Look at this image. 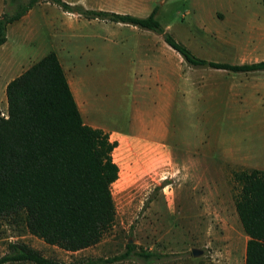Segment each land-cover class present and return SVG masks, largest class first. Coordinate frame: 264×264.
Segmentation results:
<instances>
[{
    "label": "rangeland",
    "instance_id": "374dc122",
    "mask_svg": "<svg viewBox=\"0 0 264 264\" xmlns=\"http://www.w3.org/2000/svg\"><path fill=\"white\" fill-rule=\"evenodd\" d=\"M26 1L2 0L3 10L13 13ZM64 1L138 16L158 6L166 30L208 60L237 63L246 47L264 51V0ZM50 51L84 97L85 123L117 141L113 157L121 146L126 161H163L143 177L134 164L118 165L115 222L97 244L76 251L48 244L28 231L22 213L2 220L0 259L10 244L25 242L74 264H242L245 232L235 208L241 184L233 173L261 167L227 163L220 150L238 131L232 125L237 117L243 122L264 114V101L247 95L257 87L253 78L191 67L152 30L88 19L40 0L9 25L0 49V112L7 111L6 84ZM194 248L203 253L194 256Z\"/></svg>",
    "mask_w": 264,
    "mask_h": 264
},
{
    "label": "trees",
    "instance_id": "16d2710c",
    "mask_svg": "<svg viewBox=\"0 0 264 264\" xmlns=\"http://www.w3.org/2000/svg\"><path fill=\"white\" fill-rule=\"evenodd\" d=\"M39 1L27 0L13 13L4 11L0 15V46L8 39V26ZM46 1L88 19L152 30L162 35L191 67L264 71V60L219 62L196 55L166 30L157 18L158 6L147 16H138L71 5L64 0ZM6 97L8 116L0 112V225L7 216L23 213L28 231L48 244L71 251L97 244L116 217L112 184L119 177L113 157L117 141L103 128L85 123L55 51L10 80ZM233 177L241 184L235 206L249 237L245 264H264V170L236 171ZM128 246L133 248V244ZM10 249L0 263L74 264L47 257L25 242H14Z\"/></svg>",
    "mask_w": 264,
    "mask_h": 264
},
{
    "label": "crops",
    "instance_id": "0c3cea01",
    "mask_svg": "<svg viewBox=\"0 0 264 264\" xmlns=\"http://www.w3.org/2000/svg\"><path fill=\"white\" fill-rule=\"evenodd\" d=\"M3 12H4L3 2L2 0H0V15ZM3 45L0 46V49L3 47ZM237 54L239 56L237 63H251V62L264 60V51L261 53L260 46H256V45L250 48L246 47ZM2 64L4 68H6L5 66L9 65L6 61L2 62ZM234 73H242L248 75L249 78H253V83L254 85H257V87L251 89L247 95L250 96L252 100L261 99L262 101H264V71L234 72ZM76 85H77L76 83L74 86L72 85L73 88L72 91H74L73 92L74 96L76 98V101L78 103L79 109L82 114L84 107V97L78 91V87ZM5 93H6V87H5ZM3 99L6 109H8L7 97L5 96V98ZM234 119L236 118L234 117ZM237 119H240V121L238 122L236 120L233 122L232 125L234 129H238V131L234 130L229 134L231 137L230 140L231 144L228 147L226 146L222 147L220 150L223 159L227 161V163L233 165H244V164L253 165V163H248V161H254L257 162L255 163V165L261 167V169L264 170V114L254 119L250 118L249 120H244L243 122H242L243 120L242 118L237 117ZM235 161H243V162L236 163ZM248 238L249 237L245 233L242 264H245L246 243Z\"/></svg>",
    "mask_w": 264,
    "mask_h": 264
},
{
    "label": "bare ground",
    "instance_id": "6f19581e",
    "mask_svg": "<svg viewBox=\"0 0 264 264\" xmlns=\"http://www.w3.org/2000/svg\"><path fill=\"white\" fill-rule=\"evenodd\" d=\"M114 157H115V161L117 162V164L120 166L121 169L129 168L132 164H134L136 166L135 168H137L139 177L140 176L143 177L144 175L149 174L151 171H153L163 161L162 159H158V158H155V157L152 158L150 156L148 157V159H146L144 161H141V162L140 161H137V162L130 161L129 159H128V161H126V159H124V157L122 156L121 146L116 149V151L114 153ZM135 168H134V170H135ZM130 174H132V173H130Z\"/></svg>",
    "mask_w": 264,
    "mask_h": 264
},
{
    "label": "water",
    "instance_id": "95a60500",
    "mask_svg": "<svg viewBox=\"0 0 264 264\" xmlns=\"http://www.w3.org/2000/svg\"><path fill=\"white\" fill-rule=\"evenodd\" d=\"M192 252H193V255H194V256H199V255H201V254L203 253L202 250L197 249V248H194V249L192 250Z\"/></svg>",
    "mask_w": 264,
    "mask_h": 264
},
{
    "label": "built area",
    "instance_id": "2783aa9c",
    "mask_svg": "<svg viewBox=\"0 0 264 264\" xmlns=\"http://www.w3.org/2000/svg\"><path fill=\"white\" fill-rule=\"evenodd\" d=\"M1 115L4 116V117H7L8 116V112H1Z\"/></svg>",
    "mask_w": 264,
    "mask_h": 264
}]
</instances>
